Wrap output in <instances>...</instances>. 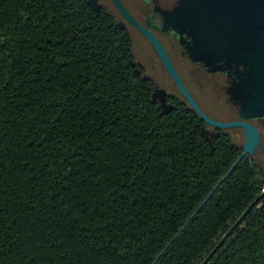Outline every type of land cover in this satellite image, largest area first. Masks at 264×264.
<instances>
[{
	"label": "trees",
	"instance_id": "trees-1",
	"mask_svg": "<svg viewBox=\"0 0 264 264\" xmlns=\"http://www.w3.org/2000/svg\"><path fill=\"white\" fill-rule=\"evenodd\" d=\"M134 60L89 0H0V264H203L258 199L207 264H264L258 166L215 190L242 148Z\"/></svg>",
	"mask_w": 264,
	"mask_h": 264
},
{
	"label": "flooded vegetation",
	"instance_id": "flooded-vegetation-1",
	"mask_svg": "<svg viewBox=\"0 0 264 264\" xmlns=\"http://www.w3.org/2000/svg\"><path fill=\"white\" fill-rule=\"evenodd\" d=\"M107 1L111 9L105 6L104 0H97L100 10L113 13L117 24L127 34L128 30L137 33L151 49V53L146 54L144 59L137 60V57L134 62L138 72L152 80L153 97L159 104L160 111H165L163 102L172 107V98L182 96L187 101L148 39L121 15L112 0ZM120 1L133 19L158 39L185 87L207 117L223 123L246 122L258 130V145L255 152L247 156H251L264 177V110H253L249 107L255 94L248 77L250 68L226 60L210 64L196 55L193 37L184 24L185 0ZM155 71L158 73L155 74ZM233 87L236 88L235 98L232 96ZM188 104L190 105L189 102ZM223 130H229L243 150L246 140L244 129L234 127Z\"/></svg>",
	"mask_w": 264,
	"mask_h": 264
},
{
	"label": "water",
	"instance_id": "water-1",
	"mask_svg": "<svg viewBox=\"0 0 264 264\" xmlns=\"http://www.w3.org/2000/svg\"><path fill=\"white\" fill-rule=\"evenodd\" d=\"M112 1L121 15L152 44L170 77L204 122L217 129L234 127L244 129L246 140L243 153L216 186V190L231 175L245 156L252 155L255 152L260 139L258 130L246 122L223 123L207 117L185 87L158 39L133 19L120 0ZM89 4L97 12L100 10L97 0H89ZM184 9L186 12V22L184 24L188 33L193 37V48L196 55L210 64L226 60L250 68L251 71L248 77L255 94L251 99V104L249 103V107L253 110H264V0H185ZM162 107L165 108L164 112L171 109V107L166 106L165 102H163ZM211 195L212 193L209 197ZM262 195H264V192ZM207 200L200 206V209L206 204ZM258 200L244 212L234 226L223 236L218 246L203 264H207L257 204Z\"/></svg>",
	"mask_w": 264,
	"mask_h": 264
},
{
	"label": "rangeland",
	"instance_id": "rangeland-1",
	"mask_svg": "<svg viewBox=\"0 0 264 264\" xmlns=\"http://www.w3.org/2000/svg\"><path fill=\"white\" fill-rule=\"evenodd\" d=\"M104 3H105L106 7L111 9L110 8V4H109V2L107 0H104ZM102 4H103V1H102ZM127 32H128L129 39L131 40V43H132V51H133L134 59L136 60L137 57H138L137 60L144 59V56L146 54H148L149 52L151 53V49H149L147 47L145 41L142 39V37L140 35H138L137 33H134L133 31H130V30H128ZM156 73H158V72L155 71V74ZM234 86H235V84H234ZM232 90H233L232 91V96H233V98H235V93H236L235 90H236V88L233 87Z\"/></svg>",
	"mask_w": 264,
	"mask_h": 264
},
{
	"label": "built area",
	"instance_id": "built-area-1",
	"mask_svg": "<svg viewBox=\"0 0 264 264\" xmlns=\"http://www.w3.org/2000/svg\"><path fill=\"white\" fill-rule=\"evenodd\" d=\"M263 192H264V188H263Z\"/></svg>",
	"mask_w": 264,
	"mask_h": 264
}]
</instances>
